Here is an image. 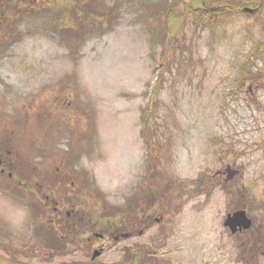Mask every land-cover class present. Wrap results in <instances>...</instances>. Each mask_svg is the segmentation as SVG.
<instances>
[{"label": "rangeland", "instance_id": "obj_1", "mask_svg": "<svg viewBox=\"0 0 264 264\" xmlns=\"http://www.w3.org/2000/svg\"><path fill=\"white\" fill-rule=\"evenodd\" d=\"M26 1L0 23V264H264V0Z\"/></svg>", "mask_w": 264, "mask_h": 264}, {"label": "trees", "instance_id": "obj_2", "mask_svg": "<svg viewBox=\"0 0 264 264\" xmlns=\"http://www.w3.org/2000/svg\"><path fill=\"white\" fill-rule=\"evenodd\" d=\"M29 2L34 3L33 0H30ZM18 5H27V1L26 0H0V23L1 22H7L8 19L12 18L14 15L13 16L11 15V10L10 9H12V7L13 8L17 7ZM70 11H71L70 13H71L72 16H77L80 12H83V6L81 7L80 3L74 2L72 4L71 8H70ZM215 11L216 12H213V14H214V16H216V18H217V16H222V18H223V16L225 15L223 13L222 9H217L216 8ZM215 13H218V15L215 14ZM167 19H168V16H167ZM0 25H1V28H3V24H0ZM251 57L252 58L256 57L255 60H260L261 63L264 65V47L262 49H259V47L257 49L254 48V50L251 53ZM257 57H259V58H257ZM252 62H253V60L251 59V63ZM239 74H240V78H242L240 83L243 84L246 80L247 81H253V82L259 81L257 79V76L259 74H261V72L259 70H253L252 66L251 67L243 66L239 70ZM134 263L140 264L138 262V260H136Z\"/></svg>", "mask_w": 264, "mask_h": 264}, {"label": "water", "instance_id": "obj_3", "mask_svg": "<svg viewBox=\"0 0 264 264\" xmlns=\"http://www.w3.org/2000/svg\"><path fill=\"white\" fill-rule=\"evenodd\" d=\"M243 12L246 13H253V9L244 8ZM1 163V162H0ZM228 176L227 179H232L235 175V172L227 168ZM225 227L229 228L230 232L232 234H236L237 232H240L242 230H247L251 226V220L246 216L245 211L239 210L236 212H233L232 214H228L224 224ZM99 255L98 252H95L93 257H97Z\"/></svg>", "mask_w": 264, "mask_h": 264}, {"label": "flooded vegetation", "instance_id": "obj_4", "mask_svg": "<svg viewBox=\"0 0 264 264\" xmlns=\"http://www.w3.org/2000/svg\"><path fill=\"white\" fill-rule=\"evenodd\" d=\"M1 170V168H0ZM1 172H3L1 170ZM215 177H221L222 180H224L225 178V173L222 172V170L218 171V173L215 175ZM250 230V229H249ZM249 230L247 231H242V232H239L235 235H233V237H237L236 238V242H237V246H239V249H242L246 254H247V251L249 250H252L253 248H256L257 250L261 249L262 247L261 246H258L259 244V241L257 240H260V238H258L257 236L260 235L259 230H252V232L248 235L245 234V232L247 233ZM241 246H245V250L244 248H242Z\"/></svg>", "mask_w": 264, "mask_h": 264}]
</instances>
